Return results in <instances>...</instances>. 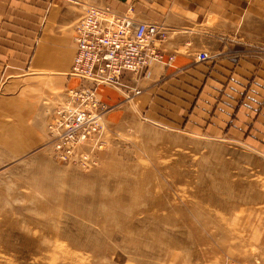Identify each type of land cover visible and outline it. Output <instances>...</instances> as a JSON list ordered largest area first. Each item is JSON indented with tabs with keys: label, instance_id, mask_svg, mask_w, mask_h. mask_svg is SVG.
I'll list each match as a JSON object with an SVG mask.
<instances>
[{
	"label": "rangeland",
	"instance_id": "rangeland-1",
	"mask_svg": "<svg viewBox=\"0 0 264 264\" xmlns=\"http://www.w3.org/2000/svg\"><path fill=\"white\" fill-rule=\"evenodd\" d=\"M251 23L235 53L262 62L231 91L166 81L146 105L100 87L109 111L87 161L52 143L63 82L43 78L21 107L0 98V264H264V24Z\"/></svg>",
	"mask_w": 264,
	"mask_h": 264
},
{
	"label": "crops",
	"instance_id": "crops-1",
	"mask_svg": "<svg viewBox=\"0 0 264 264\" xmlns=\"http://www.w3.org/2000/svg\"><path fill=\"white\" fill-rule=\"evenodd\" d=\"M89 5H105L120 14L131 8L135 19L166 29L165 39L154 42L162 63L151 64L139 79V93H130L129 74L118 84L146 105L162 102L166 81L194 84L202 77L213 90L231 91L234 78L248 82L257 76L262 61L235 52L248 41L250 21L264 24V0H0V98H14V106L21 107L24 94L33 99L42 79L50 76L58 79L54 83H64V91L79 85L68 73L74 28ZM202 49L211 59L199 65L195 55ZM64 91L54 96L53 110Z\"/></svg>",
	"mask_w": 264,
	"mask_h": 264
},
{
	"label": "built area",
	"instance_id": "built-area-1",
	"mask_svg": "<svg viewBox=\"0 0 264 264\" xmlns=\"http://www.w3.org/2000/svg\"><path fill=\"white\" fill-rule=\"evenodd\" d=\"M165 37L163 26L135 19L131 8L122 14L105 5L85 9L74 28V57L68 73L79 85L64 91L50 124L57 151L70 156L97 142L103 117L109 111L97 90L118 86L127 74L142 78L151 64L162 63V53L154 42ZM210 59L206 52L196 55L197 63ZM78 154L88 160L87 155Z\"/></svg>",
	"mask_w": 264,
	"mask_h": 264
}]
</instances>
